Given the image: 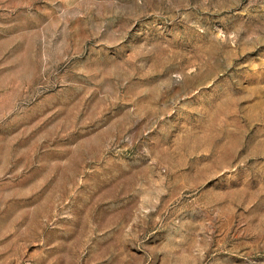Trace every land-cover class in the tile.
<instances>
[{
  "label": "rangeland",
  "instance_id": "obj_1",
  "mask_svg": "<svg viewBox=\"0 0 264 264\" xmlns=\"http://www.w3.org/2000/svg\"><path fill=\"white\" fill-rule=\"evenodd\" d=\"M0 264H264V0H0Z\"/></svg>",
  "mask_w": 264,
  "mask_h": 264
}]
</instances>
